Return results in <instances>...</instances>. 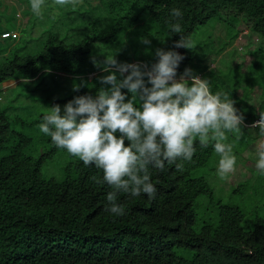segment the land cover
Here are the masks:
<instances>
[{"label": "trees", "instance_id": "1", "mask_svg": "<svg viewBox=\"0 0 264 264\" xmlns=\"http://www.w3.org/2000/svg\"><path fill=\"white\" fill-rule=\"evenodd\" d=\"M99 1L121 21L128 13L131 27L151 17L179 54L197 27L218 16L229 23L244 20L264 39V0ZM5 34L13 42L0 50V93L6 82L19 81V88L49 77L87 86L74 94L75 108L36 118L39 141L14 130L12 121L24 119L0 107V264H264L263 218L246 227L244 212L219 200L215 223L194 227L199 198L214 197L206 175L195 173L214 156L213 173L223 160L242 155L256 139L246 125L263 127L257 124L264 123L263 110L230 107L224 117L214 101L202 103V86L193 76L178 86L163 82L174 91L152 107L132 106L134 94L124 84L107 80L101 91L95 82L106 72L89 81L81 71L87 44L68 45L55 34L42 48L35 41L28 56L17 49L6 55L17 37L0 30ZM174 73L170 67L160 76ZM235 116L240 122L234 124ZM77 117L84 131L99 133L83 156L73 155L61 179L45 177V162L76 136L71 120ZM219 132L241 147L230 149L216 137Z\"/></svg>", "mask_w": 264, "mask_h": 264}, {"label": "rangeland", "instance_id": "2", "mask_svg": "<svg viewBox=\"0 0 264 264\" xmlns=\"http://www.w3.org/2000/svg\"><path fill=\"white\" fill-rule=\"evenodd\" d=\"M231 13L226 11V15ZM127 15L121 21V15L111 14L99 0H0V30L11 32L13 39L17 37L15 46L9 48L6 55L18 50L28 56L37 49L32 51L35 41L42 48L48 36L57 34L68 45L87 44L90 52L81 63V71L87 74L89 81L106 72L95 82L101 91L107 88V80L124 84L134 94L132 106L152 107L157 97L174 91L163 82L178 86L181 81L190 82L189 77L193 76L202 83L199 84L202 103L214 101L224 117L231 113V108L240 113H249L252 107L256 114L264 112V106L259 109L264 105V58H260L259 51H264V39L249 30L244 20L229 23L220 16L213 18L195 29L184 53L179 54L166 31L151 17L131 27V17ZM117 25L121 27L119 30ZM237 34L234 39L232 36ZM5 39L0 36V50L13 42ZM172 61L175 64H171ZM170 67L174 68V74L160 76L168 73ZM18 83L10 81L3 85L0 107L7 106L14 114H19L24 120H13V129L31 135L35 141H39L42 134L40 126L36 130V118L75 108L74 94L87 86L86 81L69 77H49L39 84L17 88ZM71 122L77 134L63 153L45 162V177L61 179L73 155L83 156L99 133L96 128L84 131L85 122L81 117ZM238 122L240 119L235 116L233 123ZM257 124L263 127L246 125L252 128L249 134L256 139L242 155L223 160L213 173L214 156L207 167L195 173L206 175L214 196L213 201L208 196L199 198L196 230L204 224L215 223L219 200L239 207L245 214L246 227L257 217L264 219V123ZM229 136L223 132L216 134L230 149H239V143L232 138L230 142ZM35 154L32 151V155ZM2 155L4 152L0 153Z\"/></svg>", "mask_w": 264, "mask_h": 264}, {"label": "built area", "instance_id": "3", "mask_svg": "<svg viewBox=\"0 0 264 264\" xmlns=\"http://www.w3.org/2000/svg\"><path fill=\"white\" fill-rule=\"evenodd\" d=\"M4 37H7L8 36V34H5V35H3ZM15 36V35H14ZM16 37V36H15ZM256 125V124H255ZM255 125H251V126H255Z\"/></svg>", "mask_w": 264, "mask_h": 264}, {"label": "clouds", "instance_id": "4", "mask_svg": "<svg viewBox=\"0 0 264 264\" xmlns=\"http://www.w3.org/2000/svg\"><path fill=\"white\" fill-rule=\"evenodd\" d=\"M194 81H195V79H193ZM196 82H198V81H196ZM199 84H202V83H200V82H198ZM229 108V107H228ZM232 111V110H231Z\"/></svg>", "mask_w": 264, "mask_h": 264}, {"label": "crops", "instance_id": "5", "mask_svg": "<svg viewBox=\"0 0 264 264\" xmlns=\"http://www.w3.org/2000/svg\"><path fill=\"white\" fill-rule=\"evenodd\" d=\"M170 75V74H169Z\"/></svg>", "mask_w": 264, "mask_h": 264}]
</instances>
